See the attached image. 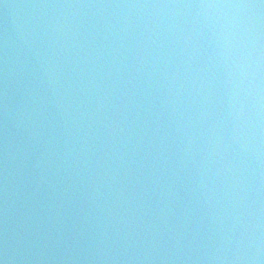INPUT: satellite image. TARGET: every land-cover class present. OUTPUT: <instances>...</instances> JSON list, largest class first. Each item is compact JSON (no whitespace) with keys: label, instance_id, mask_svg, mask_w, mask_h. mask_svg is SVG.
Wrapping results in <instances>:
<instances>
[{"label":"water","instance_id":"obj_1","mask_svg":"<svg viewBox=\"0 0 264 264\" xmlns=\"http://www.w3.org/2000/svg\"><path fill=\"white\" fill-rule=\"evenodd\" d=\"M178 2L181 0H0V257L5 255L7 248L8 255L15 257L10 264H220L208 257L210 250L220 246L217 229L221 220L216 217L215 201L205 203L202 190L193 191V178L197 175L193 165L187 163L185 168L179 163L178 148L184 133L176 131L172 105L168 103L173 96L167 91L170 85L164 77L163 66L158 60L149 61L156 71L142 66L143 54L157 47L155 44L145 47L150 33L162 31L156 25L164 21L179 25L186 16L191 20L190 10L109 6ZM168 35L173 36L172 33ZM41 40L43 45H40ZM50 40L57 48L59 66L63 68V72L53 75V80L59 76L63 88L55 83L40 84L43 69L37 62L36 53L38 49L48 47ZM159 43L164 47L157 48V54L163 51L170 75L183 58L180 47L164 37ZM169 48L173 49L172 55H169ZM207 55L193 59L196 53L190 51L189 63L185 65L189 73L207 64ZM81 70L87 86L84 90L79 88ZM94 74L93 85L97 87L88 85ZM212 75L215 79L208 78L211 82L207 87L212 89L208 101L222 113L227 101L224 70L213 69ZM44 79L47 81L46 76ZM69 82H73L74 91L67 89ZM195 83L199 89L200 82ZM26 86L38 92V98L44 101L39 109L42 112L40 119L47 117L49 122L41 142H29L28 155L32 157V163L23 152L27 134L22 127L12 125L11 116L7 127V160L5 157V89L11 111L23 103ZM53 88L59 89L60 95L67 89L77 103L83 102L80 111L91 104L89 115L83 118L85 128L82 133L99 129L97 137L109 147L110 139L123 137L127 143L131 137L128 147L135 146L136 151L124 149L128 151L127 165L120 167L115 181V190L122 192L121 199L117 201L114 194H107V188L101 189L106 193L104 199L107 207L112 209L111 213L107 208L102 210L96 206L103 203L99 197L92 198L93 181L99 182L98 177L107 165L105 169L97 168L92 177L80 174L74 166L63 167V161L52 155L42 168L33 167L45 151L44 140L52 137V143L56 142L51 124H55L60 133L59 142L63 148L62 109L58 110L45 99L52 98ZM88 88L91 92L85 94ZM180 92L183 97L176 101L180 110L191 111L207 103L199 96L196 103L188 99L195 95L190 86L187 90L181 88ZM185 99H188L186 105ZM105 116L106 120L103 119ZM98 117L102 123L97 122ZM104 124L109 127L105 129ZM121 128L125 131L120 132ZM72 131L76 129L72 128ZM140 137L143 142L138 144ZM91 145L89 139L88 146ZM80 146L77 140L76 147ZM96 147L102 149L98 157L104 163L108 148L100 144L99 139ZM133 158L136 163H131ZM141 163L143 167H140ZM245 167L251 169L243 193L245 220L249 225H256L253 243L259 238V243L264 246V155L260 161L249 157ZM170 182L171 187L162 194V189ZM132 196H136V200L133 201ZM101 223L109 228L110 234H114L116 228L126 229L133 235V242L121 240L104 258H95L100 247L98 231ZM149 233L155 236L156 247L148 242ZM146 248L147 252L144 251ZM173 253L186 258H129L141 255L169 257ZM112 255L119 258H107ZM188 256L202 258L187 259Z\"/></svg>","mask_w":264,"mask_h":264},{"label":"clouds","instance_id":"obj_2","mask_svg":"<svg viewBox=\"0 0 264 264\" xmlns=\"http://www.w3.org/2000/svg\"><path fill=\"white\" fill-rule=\"evenodd\" d=\"M63 6V5H62ZM71 7L72 5H68ZM77 7H87L88 5H76ZM105 5H101L104 7ZM111 7H138V8H162L171 10H190L191 20L186 16L182 18L180 24L168 21L158 23L157 29L162 31L152 32L147 36L148 44L145 47H153L151 52L143 54V68H152L156 71L155 65L150 64V60H158L164 69V77L168 80L167 91L173 100L168 101L172 105L173 120L177 125L176 131H183L184 137L180 141L178 148V159L180 165L187 167L191 163L197 175L194 176V192H201L205 196V203L216 204V217L220 218L221 224L217 229L219 237V247L212 249L209 259L219 261L220 264H264V246L257 242L253 243L254 229L256 225H249L245 220V180L250 167H245V162L249 157H254L256 161L261 160L262 145H264V0H181L178 3L163 4H132V5H109ZM147 27V25H145ZM172 33L173 36L168 34ZM161 37L171 40L172 44L180 47L182 59L169 75V64L163 57V51L157 54V48L163 49L159 43ZM174 37V38H173ZM58 39V38H57ZM144 37L141 36V40ZM53 41H49L48 47L38 49L36 56L43 73L40 84H60L59 76L53 80V75L58 71L63 72L59 66L57 48L53 46ZM43 45V40L40 41ZM62 50V49H61ZM194 51L196 57L205 56L207 64L201 65L198 70L189 73L185 66L189 63L188 53ZM169 55L173 54V49H168ZM214 61V63H213ZM199 63V60L197 61ZM7 43L5 42V79L7 80ZM47 64V67H45ZM213 69H223L225 78L223 84L226 89V107L222 113L216 111L208 98L212 95V89L207 85L214 80ZM119 71V69H117ZM47 77L45 81L44 77ZM84 72L81 70V83L79 88L84 90L87 86L83 81ZM211 77V80L208 78ZM93 79L88 81V85H93ZM195 81L200 82V88H196ZM131 83V81H128ZM191 87L195 95L189 97L196 103V97L203 98L207 103L199 108L188 111L186 108L180 110L177 100L183 97L181 88L187 90ZM27 91L21 105L9 109L7 100V89H5V157L7 160V127L9 116L14 127H22L27 134V142L23 148L26 159L32 163V157L28 155L31 141L37 144L41 142L45 131L49 128L48 118L40 119L42 112L39 110L44 101L38 98V92H34L30 86H26ZM67 89H73V82H69ZM65 89L64 95H60L57 88L52 90V98H45L49 104L56 107L64 118L65 138L63 148L60 147V133L56 130V125L51 124V130L56 137V142L52 143V137L44 140L46 145L44 153L35 161L33 167L42 168L49 155L55 156L63 161V167L78 169L80 174H87L92 177L97 168L107 169L98 177V181H93V199L99 197L103 203L96 206L102 210L107 208L111 213L112 209L107 207L104 199L106 193L101 189L107 188V194H114L115 200H120L122 192L115 190L116 177L119 175L120 167L126 166L128 151L135 153L136 148H129L131 137L128 142H124L123 137L110 139L111 146L103 139L97 137L96 131H83L85 125L83 118L89 115L91 104L84 111L83 102L77 103L75 97ZM175 89V92H173ZM75 89H73L74 91ZM103 91V89H101ZM91 88L85 94H90ZM184 100V104L188 103ZM73 105H75L73 107ZM107 107V105H102ZM19 109V111H18ZM71 109V111H69ZM79 113V115H76ZM179 117L177 119L176 117ZM107 119V117H103ZM127 120V116L124 117ZM39 121V123L37 122ZM184 121V123H181ZM97 122L102 123L100 117ZM147 123V122H145ZM107 129L109 125L104 124ZM118 127V125H117ZM72 128L76 131L73 132ZM115 131V129H113ZM125 129L121 128L120 132ZM143 131V129H141ZM82 133V134H81ZM89 139L92 145H89ZM97 139L100 144L108 148L105 152L104 163L100 162L98 153L102 150L96 147ZM80 147H76V141ZM143 137L137 141L142 143ZM153 140L152 144L155 145ZM71 144V146H69ZM186 145V146H184ZM128 149V151H124ZM89 153L86 155L85 153ZM131 163H136L135 158ZM250 164V161H249ZM179 166V165H178ZM140 167H143L141 163ZM127 179V175H125ZM7 180V175L5 176ZM171 187V182L164 191ZM131 199L136 200V196ZM250 215V214H249ZM119 223V221H117ZM215 224V219L213 220ZM250 228L252 229L250 231ZM123 233V234H122ZM138 235V234H137ZM156 235H159L157 233ZM99 245L95 258H104L111 252L114 244L121 240L133 242V235L127 233L126 229L116 228L114 234H110L109 228L102 223L98 231ZM149 243L156 247L155 236L149 233ZM179 239L178 237L176 238ZM127 247L125 251H127ZM147 252V248L144 250ZM220 252L222 254H217ZM107 258L116 260L119 257L112 255ZM130 259H185L183 255H173L169 257L141 255L140 257H129ZM201 259L202 257H191L187 259ZM15 257L8 255L7 248L5 255L0 257V264H10Z\"/></svg>","mask_w":264,"mask_h":264}]
</instances>
